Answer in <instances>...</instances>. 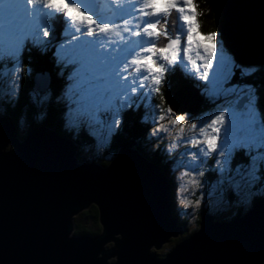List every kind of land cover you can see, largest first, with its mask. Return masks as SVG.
<instances>
[{"label": "snow or ice", "instance_id": "1", "mask_svg": "<svg viewBox=\"0 0 264 264\" xmlns=\"http://www.w3.org/2000/svg\"><path fill=\"white\" fill-rule=\"evenodd\" d=\"M137 2L139 7L132 0H126L124 14L128 20L121 19L127 35L112 42L105 38L120 25L94 15L89 8L90 0H0V64L10 67L8 72L0 71V88L7 87L5 95L18 102L19 89L14 85H19L21 72L30 75L26 69L31 67L22 66L25 43L44 53L53 42L56 29L49 26V13L38 14L37 6H42L57 13L58 18L71 21L75 29L71 40L62 37L53 53L54 63L61 70L56 97L61 104L60 118L66 131L76 136L84 134L94 142L93 130L97 125L105 124L111 136L121 129L126 113H140L138 122L145 127L147 142L151 144L162 139L159 135L165 130L160 123L162 120L169 127L177 128V136L183 132L186 120H192L188 127L198 128L199 134L184 140L174 138L166 154L171 155L181 144L185 146L171 156L170 163L186 168V174L193 177L189 183L202 188L206 184L194 177H206V171L215 172L218 179L213 187L219 191L221 200L230 192L247 207L254 201H264L261 96L255 83L233 80L238 71L241 77H248L264 69V65L238 64L234 56L227 53L223 39H215L217 33L203 34V41L197 39L193 0H163L162 7L158 6V0ZM112 3L118 8L125 7L124 0H112ZM172 10L185 26L186 37L179 28L174 38L166 28L161 30L164 26L159 17L163 16L166 22ZM132 11L138 13L135 30L128 26L133 19ZM18 18H24L27 24L16 32ZM161 36L167 41L162 47L156 43ZM131 37L139 39L134 41ZM6 41H9L7 49ZM193 50L197 52L196 60L190 55ZM183 61L193 65L197 78L206 82L204 87L208 89L211 103L227 99L225 110L217 109L218 114L212 115L208 123L180 111L171 99L164 109L152 101L151 94H159L161 100L164 99L161 85L167 87L168 75L178 71ZM35 85L45 90L40 95V104L50 103V79L41 72ZM116 100L120 103L116 104ZM141 105L150 111L141 112ZM156 151H162L158 144ZM237 154L240 160H236ZM209 160L212 163H208Z\"/></svg>", "mask_w": 264, "mask_h": 264}, {"label": "water", "instance_id": "2", "mask_svg": "<svg viewBox=\"0 0 264 264\" xmlns=\"http://www.w3.org/2000/svg\"><path fill=\"white\" fill-rule=\"evenodd\" d=\"M83 2V0H81ZM213 29L240 65L264 64V0H209ZM89 8L96 11V0ZM43 72L34 71L33 84ZM237 78H234L236 82ZM191 91V92H190ZM200 93L187 86L171 100L193 112ZM179 114V113H177ZM126 139L106 165L80 161L77 145L44 126L18 128L0 114V264H261L264 201L226 219L201 213L182 235L158 166ZM91 205L101 227L74 235V217Z\"/></svg>", "mask_w": 264, "mask_h": 264}, {"label": "trees", "instance_id": "3", "mask_svg": "<svg viewBox=\"0 0 264 264\" xmlns=\"http://www.w3.org/2000/svg\"><path fill=\"white\" fill-rule=\"evenodd\" d=\"M193 4H194V11L196 12L195 21L198 27V33L203 36V34L215 32V30L213 29L212 13L210 9L209 0H193ZM51 20L53 22L52 27L56 29V31L54 32L55 35L57 36L56 41L54 43H51V45L49 44L47 47V51L44 53H41L38 49L32 47L30 44L27 45V48H30L28 49L29 51L26 49V47L23 49L22 66L26 67L27 65H31L30 68L26 69L27 72L30 73V75H26L25 72H21L20 74L21 79L19 85L18 86L14 85L19 89L18 102L13 97H8L5 95V93L8 91L7 87L0 88L1 91L0 97L2 96L4 97V98H0V114H7L12 118V121L15 123V125L18 128L19 139H23L25 136L24 133H20V131L22 130L20 126L21 122L27 125V131L32 126L44 125L56 131L63 137L71 139L77 145V149H78L77 157L80 161H88V162L95 161L101 165H106L109 162V160L114 157L120 144L126 138L131 137L132 140H134L135 142L137 141L136 148L138 149V151H140V153L142 152V154L146 156L151 163L157 164L159 166L160 172L164 174L165 177L167 178V184L170 189V197H171L170 198L171 213L173 216L176 217L178 224L182 226L183 229L185 228L187 229L188 215L184 213L185 214L184 217L183 213L181 212L180 204H178L177 206V202L175 201V199H173V193H174L173 190L174 189L176 190V184H175L176 177L174 176V170L176 169V167L179 168V166H177L174 163H170L171 156L175 155V152L172 151L171 155L166 154L167 153L166 150L168 148L167 149L164 148L165 145L168 146L169 144L172 143V141L168 139L159 141L158 145L162 149L161 152L156 151L157 146H154L156 145V141H154L151 144L145 142L147 141L146 129L142 124L138 122L137 119L139 118L138 116L140 113H136V115L133 112H128L129 114L126 113V117L124 118V123L121 126V129L111 136H109L105 124L103 130L99 129L97 125L93 130V134L96 137L95 139L97 143L96 145L92 144L91 142L93 141L84 134H81L79 136L70 134L62 126L61 118H60L61 104L58 102L56 97V93L59 91L61 85V79H60L61 70L58 69L54 63L53 53H54L55 45L61 41V38L62 37L71 38L72 33H67L66 23L63 19L58 18L57 13L54 14V17H52ZM62 26H63V31H61ZM3 65L5 68L8 67V69L0 67V71H4V72L10 71L9 65L7 64H3ZM36 70L46 71L50 76V86L52 89L51 102L46 103L44 105H41L40 102H37L33 98V96L36 98L35 95L36 92L34 91L35 87L32 78H33V73ZM176 74H178V72ZM244 80L257 84L261 96V104H262L264 101V97H263L264 69H261L252 76L243 77L241 81ZM197 82L199 83L201 81L198 80ZM197 82H195L196 85H198ZM185 83L186 82L183 81V79L178 75L177 76L173 75L172 77L170 76V80L168 81L169 85H167V87L164 85L161 87V93L163 94L164 99L161 100V96L159 94H155L153 102L159 105L160 109H164L168 107V101L170 97L173 95L174 91L179 87H182ZM38 94H40V92ZM206 105L207 103H204V105L200 108L201 110L196 111L194 116H197L198 114L199 115L209 114V111L214 110L216 108L210 106H209L210 108H208ZM262 106L264 107L263 104ZM146 110L150 111V109H146ZM172 127L176 128L174 126ZM167 128L171 129V127L169 126ZM159 135L162 137L161 133ZM110 137H112L111 143H108L107 141L102 143V140H107ZM171 138L174 139V137ZM147 145H148L149 153L148 152L145 153L146 150H143V148H146L145 146ZM183 146L185 145L181 144L179 148H182ZM82 147L87 148L84 154L80 153V149ZM186 158L187 157L185 156L184 159ZM240 159L241 157L238 155L237 160ZM174 165L176 166L175 168L173 167ZM205 167H206L205 169H207V164L205 165ZM202 178H204L205 180L208 179L209 183H214L215 180L218 179L215 172H208V171H206V177H202ZM217 192L219 193L218 190ZM233 197H234L233 194H231L230 192H226L224 196V200L228 201L229 199H233ZM231 203H233V201ZM251 207L242 205V207L237 209L236 213L243 211L245 212L246 209L248 210ZM204 211H205L204 205L198 207L196 217L193 219L194 230L200 219L201 213ZM231 215L233 214L231 213ZM221 219H226V218H221ZM100 229L101 227L98 222V212H97V208L94 205H91L88 209L80 212L78 215L74 217V231H73L74 235H87V234L96 235L100 232ZM185 233L186 231L184 230V233H182L181 236L171 239L169 241V244L167 243L169 247H167L166 250L163 248L159 250L157 252L158 256L160 257L164 255L168 251V249H170L176 242L182 240L185 236H187V234Z\"/></svg>", "mask_w": 264, "mask_h": 264}, {"label": "rangeland", "instance_id": "4", "mask_svg": "<svg viewBox=\"0 0 264 264\" xmlns=\"http://www.w3.org/2000/svg\"><path fill=\"white\" fill-rule=\"evenodd\" d=\"M110 0H108L109 2ZM57 2H59V0H57ZM133 3L136 4V7H139V3L137 2V0H132ZM38 7V14H44V13H49L50 17H54V15L51 14V10H46L44 9L42 6H37ZM137 15H135L136 17ZM119 17V14L114 12L111 16H110V20L112 21H115L117 18ZM51 18L49 19L48 23H49V26L52 27L53 25V22L51 20ZM27 24V21L24 19V18H18L16 21H15V31L16 32H19L22 28H24ZM66 24H67V29H69V31H67V33H72V34H75L73 30L74 29V26L71 24V21H68L66 19ZM117 25H120L119 28L117 29H114L108 37H106L105 39H110L112 42H118L120 39H121V36L120 35V32H121V29H122V25H121V22H118ZM133 30H135L133 28ZM117 32H119V35H117ZM217 37V41H219V37ZM67 40H71L70 37H66ZM197 39L201 40L202 41V36L199 34ZM55 41V40H54ZM53 41V42H54ZM52 42V43H53ZM8 43L9 41H6L5 43V49H7L8 47ZM29 45L28 42L25 43V47ZM51 45V44H50ZM24 47V48H25ZM56 51V48L54 49V52ZM227 53L229 55H231L230 52L227 51ZM191 58H193L194 60L197 59V52L195 50H193L191 53ZM181 59H182V52H181ZM187 62V61H186ZM199 62V61H197ZM188 64V62L186 63V65ZM189 65V64H188ZM191 65V64H190ZM193 66V65H192ZM248 66H251V65H248ZM0 67H4L3 64H0ZM5 69H8L5 68ZM202 71V70H201ZM234 78H237L236 81H239V82H243L241 81L243 79V77L240 76L239 74V71L237 72V75ZM204 83V82H203ZM257 85V84H256ZM209 88L211 87L210 85L208 86ZM206 89V88H205ZM34 91L38 94L39 91H36V89H34ZM130 91V90H129ZM191 92V91H190ZM207 94H208V89L206 90ZM1 93V91H0ZM36 98L33 96V98L37 101V102H40V94H36ZM0 98H4L3 96L0 97ZM116 104H119L120 101L119 100H116L115 101ZM219 105L217 104V100L215 101V103H211L213 105V107L215 108L214 110H211L209 111V114H205V115H202V114H198L197 116H194L196 119L198 120H203L205 123H208L210 122V119L212 117V115L214 114H218V110L220 111H223L225 110V107L224 105L227 103V99H219ZM217 104V105H216ZM197 106H199L200 104H196ZM5 110V109H4ZM3 110V111H4ZM144 112V111H143ZM129 114V113H128ZM136 115V113H134ZM140 116V114H139ZM138 116V117H139ZM136 119V118H135ZM139 119V118H137ZM133 120V119H132ZM162 127L165 129L164 131L161 132V135H162V139L159 140V141H163L164 139H168L170 141H172V143L174 142V139H172L171 137L173 135H176V131L177 128H173L171 127V129H168V125L166 124V121H161L160 122ZM192 123V120H186L185 122V128L189 129L190 127H188L189 124ZM21 131L20 133H24L25 134V131L27 130V125L24 124L23 122H21ZM202 126V125H201ZM99 129H102L105 127L104 124H101V125H98ZM175 127V126H174ZM198 129V128H197ZM199 131V129H198ZM166 137V138H165ZM192 137V136H190ZM111 140H112V137L108 138L107 140H102V143L104 142H108V143H111ZM159 141H156V145L154 146H157V144L159 143ZM147 142V141H145ZM92 144H97L96 141L91 142ZM148 143V142H147ZM99 144V143H98ZM136 144H137V141H136ZM149 145V144H148ZM148 145L145 146L146 148H143V150H146V152H148ZM170 145V144H169ZM169 145H165L164 148H168ZM135 147V145H134ZM87 148L86 147H82L80 149V153L81 154H84L85 153V150ZM91 149V148H90ZM179 151L182 149V148H177ZM177 149H173V151L175 153L179 152ZM138 150V149H137ZM78 151V149H77ZM167 151V150H166ZM90 154V153H89ZM142 154V153H141ZM187 159V158H186ZM208 163H212L211 160L208 161ZM235 165V164H233ZM174 168L176 167L175 165L173 166ZM206 168V167H205ZM197 171H199V169H197ZM187 172V169L186 168H183V167H177L175 170H174V176L178 177L177 181L175 180V184H177L178 182V186H177V189L175 191V194H174V199L175 201L177 202V206L178 204H181V212H183V215H188V227L187 229H182L184 233V230L186 231L185 234H187V236L194 231V228H193V219L196 217V214H197V211H198V207H200L201 205H204L205 207V211L208 213V214H212L214 213V217L215 219L217 218L218 220H220L221 218H228V217H231V213L233 215L236 214V211L238 208L242 207V205H245L242 201H240L237 197H233V199H229L228 201L225 202V200H221L220 199V194L217 192V189H214L213 187V184L214 183H209L208 182V179H204L200 176H195L194 178L197 179V180H202V182H204L206 184V187L202 188V187H199V186H195V185H192L189 183V180L192 179L193 177L190 175V174H186ZM162 176H164V178L166 179L167 181V178L165 177V175L163 174ZM199 200L200 203L197 204L196 201ZM189 201H191V203H188ZM233 201V203H231ZM188 203V206L185 207V204ZM246 206V205H245ZM247 210V209H246ZM245 210V211H246ZM244 212V211H243ZM185 213V214H184ZM245 213V212H244ZM193 228V229H192ZM198 228V223H197V226L195 227V230ZM169 244V243H168ZM167 247H169V245H167V243L165 244V246L163 247V249H167Z\"/></svg>", "mask_w": 264, "mask_h": 264}, {"label": "bare ground", "instance_id": "5", "mask_svg": "<svg viewBox=\"0 0 264 264\" xmlns=\"http://www.w3.org/2000/svg\"><path fill=\"white\" fill-rule=\"evenodd\" d=\"M135 149L137 150V148H136V145H135ZM138 151V150H137ZM140 152V151H139ZM142 153V152H141ZM145 153H146V151H145ZM149 153V152H148ZM142 155V154H141ZM143 157H145L146 159H147V157L146 156H143ZM148 160V159H147ZM149 161V160H148ZM156 166H158L157 164H155ZM159 167V166H158ZM177 168V167H176ZM176 179H178V177L176 176ZM175 179V180H176ZM174 183V182H173ZM177 186H178V182H177V184H176V189H177ZM174 187H175V185H174ZM84 211V210H83ZM82 212V211H81ZM183 213V212H182ZM184 217H185V215H184Z\"/></svg>", "mask_w": 264, "mask_h": 264}, {"label": "flooded vegetation", "instance_id": "6", "mask_svg": "<svg viewBox=\"0 0 264 264\" xmlns=\"http://www.w3.org/2000/svg\"><path fill=\"white\" fill-rule=\"evenodd\" d=\"M261 264H264V262H263V263H261Z\"/></svg>", "mask_w": 264, "mask_h": 264}]
</instances>
